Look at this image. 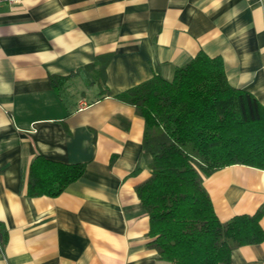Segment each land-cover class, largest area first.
<instances>
[{"label": "crops", "instance_id": "crops-1", "mask_svg": "<svg viewBox=\"0 0 264 264\" xmlns=\"http://www.w3.org/2000/svg\"><path fill=\"white\" fill-rule=\"evenodd\" d=\"M199 51L264 105V0L0 5V264H170L147 244L135 191L150 173L144 121L115 95L170 80ZM36 155L84 170L55 196H29ZM201 180L221 221L264 206V169L231 164ZM219 264H264V240Z\"/></svg>", "mask_w": 264, "mask_h": 264}, {"label": "trees", "instance_id": "trees-1", "mask_svg": "<svg viewBox=\"0 0 264 264\" xmlns=\"http://www.w3.org/2000/svg\"><path fill=\"white\" fill-rule=\"evenodd\" d=\"M115 98L133 105L144 121L150 173L135 191L149 218L147 244L162 260L219 264L232 249L264 240V206L221 221L201 180V173L231 164L264 169V105L229 82L220 57L199 51L170 80L155 74ZM83 170V163L36 155L27 195L55 196Z\"/></svg>", "mask_w": 264, "mask_h": 264}, {"label": "built area", "instance_id": "built-area-1", "mask_svg": "<svg viewBox=\"0 0 264 264\" xmlns=\"http://www.w3.org/2000/svg\"><path fill=\"white\" fill-rule=\"evenodd\" d=\"M21 0H0V5L5 3L8 5H15L17 3H19Z\"/></svg>", "mask_w": 264, "mask_h": 264}]
</instances>
